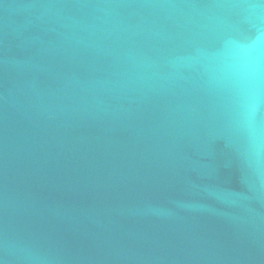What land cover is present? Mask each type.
Returning <instances> with one entry per match:
<instances>
[{"label": "water", "instance_id": "obj_1", "mask_svg": "<svg viewBox=\"0 0 264 264\" xmlns=\"http://www.w3.org/2000/svg\"><path fill=\"white\" fill-rule=\"evenodd\" d=\"M0 264H264V0H0Z\"/></svg>", "mask_w": 264, "mask_h": 264}]
</instances>
